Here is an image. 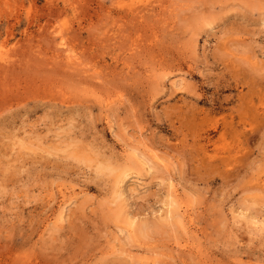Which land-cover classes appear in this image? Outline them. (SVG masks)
Segmentation results:
<instances>
[{"label":"rangeland","instance_id":"374dc122","mask_svg":"<svg viewBox=\"0 0 264 264\" xmlns=\"http://www.w3.org/2000/svg\"><path fill=\"white\" fill-rule=\"evenodd\" d=\"M0 264H264V0H0Z\"/></svg>","mask_w":264,"mask_h":264},{"label":"bare ground","instance_id":"6f19581e","mask_svg":"<svg viewBox=\"0 0 264 264\" xmlns=\"http://www.w3.org/2000/svg\"><path fill=\"white\" fill-rule=\"evenodd\" d=\"M10 57V56H9ZM67 63V62H66ZM69 63V62H68ZM79 65V64H78ZM71 66V65H70ZM73 67H75L74 65H73ZM92 77V76H91ZM109 99V98H108ZM111 106V105H110ZM109 107V106H108ZM163 158V157H162ZM160 161V160H159ZM148 164H149V162H148ZM167 165V164H166ZM70 193V192H69ZM72 194V193H71ZM73 200V199H72ZM174 203V202H173ZM67 205V204H66ZM169 208V207H168ZM176 208L178 209V207L176 206ZM63 209V208H62ZM175 210V209H174ZM164 214H165V212H164ZM177 214V213H176ZM185 216H186V214H185ZM183 217V216H182ZM185 220V219H184ZM130 222V221H129ZM179 222V221H178ZM259 222V221H258ZM131 223V222H130ZM185 245V244H184ZM183 247V246H182Z\"/></svg>","mask_w":264,"mask_h":264}]
</instances>
